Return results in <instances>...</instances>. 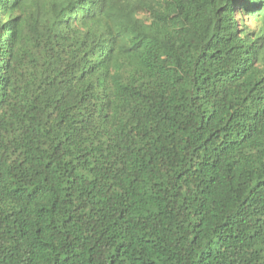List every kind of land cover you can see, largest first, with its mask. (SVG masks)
Wrapping results in <instances>:
<instances>
[{
  "label": "trees",
  "instance_id": "16d2710c",
  "mask_svg": "<svg viewBox=\"0 0 264 264\" xmlns=\"http://www.w3.org/2000/svg\"><path fill=\"white\" fill-rule=\"evenodd\" d=\"M0 264H264V0H0Z\"/></svg>",
  "mask_w": 264,
  "mask_h": 264
}]
</instances>
